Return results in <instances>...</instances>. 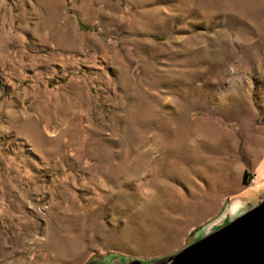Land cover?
I'll return each instance as SVG.
<instances>
[{"label": "rangeland", "instance_id": "obj_1", "mask_svg": "<svg viewBox=\"0 0 264 264\" xmlns=\"http://www.w3.org/2000/svg\"><path fill=\"white\" fill-rule=\"evenodd\" d=\"M254 156L264 0H0V264L174 251Z\"/></svg>", "mask_w": 264, "mask_h": 264}, {"label": "water", "instance_id": "obj_2", "mask_svg": "<svg viewBox=\"0 0 264 264\" xmlns=\"http://www.w3.org/2000/svg\"><path fill=\"white\" fill-rule=\"evenodd\" d=\"M80 264H264V184L227 196L174 251L145 259L108 253Z\"/></svg>", "mask_w": 264, "mask_h": 264}, {"label": "crops", "instance_id": "obj_3", "mask_svg": "<svg viewBox=\"0 0 264 264\" xmlns=\"http://www.w3.org/2000/svg\"><path fill=\"white\" fill-rule=\"evenodd\" d=\"M256 157L257 156H254L252 158H248L247 160H244L243 162H240V164L238 163L237 169L234 174L228 175L225 173L222 176V178L219 181L221 192L219 193V196H216L218 199L217 201H215L213 205L208 206L207 208H216L217 204L222 203L227 196L239 193L246 188H252L256 186L254 185L255 183L251 182V179L254 175L253 171L256 168L255 166L259 164V161L255 160ZM249 170L252 172V175L251 178H249V176H246V179L248 182H251V186H245L246 184L243 183L242 181V175H243V171L248 172ZM262 184H264V179H262L260 181V184H258L257 186Z\"/></svg>", "mask_w": 264, "mask_h": 264}, {"label": "trees", "instance_id": "obj_4", "mask_svg": "<svg viewBox=\"0 0 264 264\" xmlns=\"http://www.w3.org/2000/svg\"><path fill=\"white\" fill-rule=\"evenodd\" d=\"M246 175H247V172L246 171H243V175H242V181H243V183H247Z\"/></svg>", "mask_w": 264, "mask_h": 264}]
</instances>
